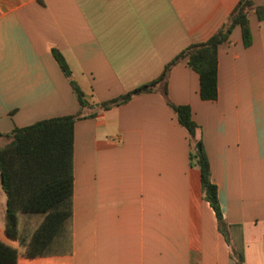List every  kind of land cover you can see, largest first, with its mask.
Masks as SVG:
<instances>
[{"label": "crops", "instance_id": "1", "mask_svg": "<svg viewBox=\"0 0 264 264\" xmlns=\"http://www.w3.org/2000/svg\"><path fill=\"white\" fill-rule=\"evenodd\" d=\"M237 1L0 0V133L81 109L51 48L90 103L73 125L70 250L28 257L0 225L16 264H264V20L249 13L248 46L238 25L219 44L215 99L200 98L185 60L166 79L169 100L188 105L200 126L228 241L161 84L109 109L96 105L156 79ZM41 218L27 231L18 222L19 236L27 240Z\"/></svg>", "mask_w": 264, "mask_h": 264}, {"label": "trees", "instance_id": "2", "mask_svg": "<svg viewBox=\"0 0 264 264\" xmlns=\"http://www.w3.org/2000/svg\"><path fill=\"white\" fill-rule=\"evenodd\" d=\"M249 13H254L259 21L264 20V1L238 0L220 27L206 41L190 44L178 52L165 64L156 79L96 104L109 109L127 102L134 95L152 91L156 84H161L166 103L188 133L189 165L198 168L202 196L212 207L217 228L227 241L231 225L223 217L217 188L211 180L200 126L193 120L188 105H176L169 100L166 79L171 66L185 60L199 76L200 98L215 99L218 46L228 40L230 32L237 25L241 28L243 44L248 46L251 43ZM51 53L68 79L81 109L75 114L41 119L0 133V137L6 140L0 144V184L6 195L4 231L9 238L19 239L28 257L45 255L52 247L70 250V235L66 225L72 214L73 125L81 117L82 108L90 106L85 94L73 80L62 54L56 48H51ZM17 212L40 214L42 217L27 240L19 236ZM17 253L15 247L0 240V264H16ZM231 257L237 263L243 261L240 250L231 249Z\"/></svg>", "mask_w": 264, "mask_h": 264}, {"label": "rangeland", "instance_id": "3", "mask_svg": "<svg viewBox=\"0 0 264 264\" xmlns=\"http://www.w3.org/2000/svg\"><path fill=\"white\" fill-rule=\"evenodd\" d=\"M257 2H262L264 0H256ZM6 142L5 139L0 141V144H4ZM2 193L1 190V184H0V194ZM4 213H5V200L0 201V225H4ZM27 213H22V212H17V216L19 219V226L21 223V226L23 227L24 230H31V227L33 224L37 223V220L41 216L40 214H33L30 217H28L29 223H26V217L23 215H26Z\"/></svg>", "mask_w": 264, "mask_h": 264}, {"label": "water", "instance_id": "4", "mask_svg": "<svg viewBox=\"0 0 264 264\" xmlns=\"http://www.w3.org/2000/svg\"><path fill=\"white\" fill-rule=\"evenodd\" d=\"M198 146V145H197Z\"/></svg>", "mask_w": 264, "mask_h": 264}]
</instances>
